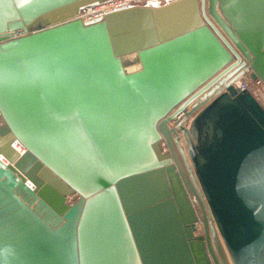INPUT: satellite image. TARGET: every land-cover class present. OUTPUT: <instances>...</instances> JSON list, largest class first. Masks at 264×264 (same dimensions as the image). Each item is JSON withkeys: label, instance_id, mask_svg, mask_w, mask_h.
I'll list each match as a JSON object with an SVG mask.
<instances>
[{"label": "water", "instance_id": "1", "mask_svg": "<svg viewBox=\"0 0 264 264\" xmlns=\"http://www.w3.org/2000/svg\"><path fill=\"white\" fill-rule=\"evenodd\" d=\"M101 1L0 0V264H264V0Z\"/></svg>", "mask_w": 264, "mask_h": 264}, {"label": "built area", "instance_id": "2", "mask_svg": "<svg viewBox=\"0 0 264 264\" xmlns=\"http://www.w3.org/2000/svg\"><path fill=\"white\" fill-rule=\"evenodd\" d=\"M170 1L172 0H104L97 3H90L83 5L82 7L79 8L77 13L74 14L72 19H77L81 22H84L99 17H103V15L106 14L107 12H110L111 10L121 7L161 6ZM231 84L235 89L247 91L264 110V85L259 79L257 78L251 79L247 73H243L240 76H238L237 79L234 80ZM10 145L15 151H18L17 149H15V146H20L15 141L11 142ZM158 146L161 152H167V146L163 139L159 141ZM2 157L3 156L0 155V162L4 166H8L9 164ZM24 184L29 189H32L33 187L27 184L26 179L24 181ZM74 198L75 195L70 194L66 196V201L72 202Z\"/></svg>", "mask_w": 264, "mask_h": 264}, {"label": "bare ground", "instance_id": "3", "mask_svg": "<svg viewBox=\"0 0 264 264\" xmlns=\"http://www.w3.org/2000/svg\"><path fill=\"white\" fill-rule=\"evenodd\" d=\"M82 18H83V16H82ZM132 57V55H128V57L127 58H131ZM15 149H17L18 151H16L18 154L20 153H22L23 152V148L21 147V146H15ZM2 158H4V160L5 161H7V159L5 158V157H2ZM7 163L9 164V162L7 161ZM26 179V178H25ZM25 179H24V181H25ZM26 181H27V184L29 185V186H33L32 185V183L28 180V179H26ZM32 189H33V187H32ZM32 189H30V190H32Z\"/></svg>", "mask_w": 264, "mask_h": 264}, {"label": "rangeland", "instance_id": "4", "mask_svg": "<svg viewBox=\"0 0 264 264\" xmlns=\"http://www.w3.org/2000/svg\"><path fill=\"white\" fill-rule=\"evenodd\" d=\"M186 123V122H185ZM198 227H199V230H201V225H200V223L198 224Z\"/></svg>", "mask_w": 264, "mask_h": 264}]
</instances>
